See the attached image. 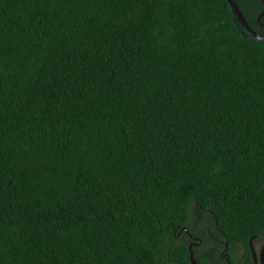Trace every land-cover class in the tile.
Masks as SVG:
<instances>
[{
  "label": "trees",
  "instance_id": "trees-1",
  "mask_svg": "<svg viewBox=\"0 0 264 264\" xmlns=\"http://www.w3.org/2000/svg\"><path fill=\"white\" fill-rule=\"evenodd\" d=\"M261 232L264 39L227 0H0V264H251Z\"/></svg>",
  "mask_w": 264,
  "mask_h": 264
},
{
  "label": "flooded vegetation",
  "instance_id": "flooded-vegetation-1",
  "mask_svg": "<svg viewBox=\"0 0 264 264\" xmlns=\"http://www.w3.org/2000/svg\"><path fill=\"white\" fill-rule=\"evenodd\" d=\"M251 1V0H250ZM249 0H245L244 4H250ZM261 7L259 10L255 13V18H254V25L251 26L255 28L257 31L260 33L264 34V0H261ZM252 238V236H251ZM192 240V239H191ZM190 240V241H191ZM254 241L257 242V249H254V253H251V264H264V232L258 233ZM227 245V242H225ZM196 245V244H195ZM263 252V254H262ZM245 251H243L242 248L236 246V251L232 255L234 258V261L231 260V253L230 252H225V255H223V264H226L228 261L234 264H240L239 260L243 259Z\"/></svg>",
  "mask_w": 264,
  "mask_h": 264
},
{
  "label": "water",
  "instance_id": "water-1",
  "mask_svg": "<svg viewBox=\"0 0 264 264\" xmlns=\"http://www.w3.org/2000/svg\"><path fill=\"white\" fill-rule=\"evenodd\" d=\"M227 1L231 7L233 17L242 25L246 34L248 36L256 38V39H264V34L260 33L259 31H257L255 28H253L250 25V23L246 19L245 15L243 14V11L241 10L238 2L236 0H227ZM185 229H186V231H188L187 228H185ZM188 233H190V232H188ZM199 242H200V239L197 236H194L192 238V240L190 241V243L188 244V253H189L190 264H198L196 257L194 256V250H193L192 246L194 244L199 243ZM249 243H250L251 251L254 253V248L251 244V237H250ZM262 254H263V252H262ZM226 264H234V263H231L230 261H228Z\"/></svg>",
  "mask_w": 264,
  "mask_h": 264
},
{
  "label": "rangeland",
  "instance_id": "rangeland-1",
  "mask_svg": "<svg viewBox=\"0 0 264 264\" xmlns=\"http://www.w3.org/2000/svg\"><path fill=\"white\" fill-rule=\"evenodd\" d=\"M247 7H249V6H247ZM251 8H252V7H251ZM253 9H254V8H253ZM252 246H253L254 249H257V242L254 241V243H253Z\"/></svg>",
  "mask_w": 264,
  "mask_h": 264
},
{
  "label": "bare ground",
  "instance_id": "bare-ground-1",
  "mask_svg": "<svg viewBox=\"0 0 264 264\" xmlns=\"http://www.w3.org/2000/svg\"><path fill=\"white\" fill-rule=\"evenodd\" d=\"M195 245V244H194Z\"/></svg>",
  "mask_w": 264,
  "mask_h": 264
},
{
  "label": "clouds",
  "instance_id": "clouds-1",
  "mask_svg": "<svg viewBox=\"0 0 264 264\" xmlns=\"http://www.w3.org/2000/svg\"><path fill=\"white\" fill-rule=\"evenodd\" d=\"M194 237V236H193Z\"/></svg>",
  "mask_w": 264,
  "mask_h": 264
}]
</instances>
